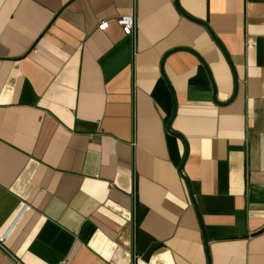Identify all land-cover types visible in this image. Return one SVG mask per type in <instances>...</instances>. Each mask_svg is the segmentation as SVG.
Instances as JSON below:
<instances>
[{
	"label": "crops",
	"instance_id": "obj_1",
	"mask_svg": "<svg viewBox=\"0 0 264 264\" xmlns=\"http://www.w3.org/2000/svg\"><path fill=\"white\" fill-rule=\"evenodd\" d=\"M0 264H264V0H0Z\"/></svg>",
	"mask_w": 264,
	"mask_h": 264
},
{
	"label": "built area",
	"instance_id": "obj_2",
	"mask_svg": "<svg viewBox=\"0 0 264 264\" xmlns=\"http://www.w3.org/2000/svg\"><path fill=\"white\" fill-rule=\"evenodd\" d=\"M116 24L120 28L124 36H132L134 31V14L133 12L120 16L116 19ZM106 28V23H101L98 25L97 30L103 31Z\"/></svg>",
	"mask_w": 264,
	"mask_h": 264
}]
</instances>
